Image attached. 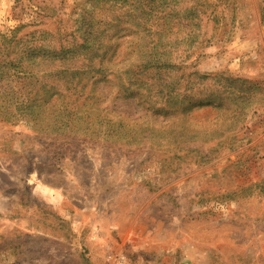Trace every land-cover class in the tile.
<instances>
[{"label": "rangeland", "instance_id": "obj_1", "mask_svg": "<svg viewBox=\"0 0 264 264\" xmlns=\"http://www.w3.org/2000/svg\"><path fill=\"white\" fill-rule=\"evenodd\" d=\"M0 264H264V0H0Z\"/></svg>", "mask_w": 264, "mask_h": 264}]
</instances>
